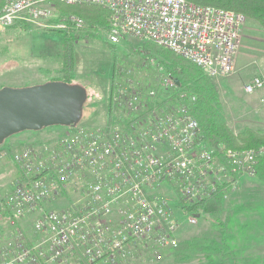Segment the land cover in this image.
Wrapping results in <instances>:
<instances>
[{
  "label": "built area",
  "instance_id": "built-area-1",
  "mask_svg": "<svg viewBox=\"0 0 264 264\" xmlns=\"http://www.w3.org/2000/svg\"><path fill=\"white\" fill-rule=\"evenodd\" d=\"M57 4L105 9L109 45L129 39L152 44L214 81L235 72L244 16L186 0H0V33L17 22L68 37L86 31L83 19L57 12ZM117 74L125 80H114V74L105 121L77 123L45 144L0 153L16 169L0 192V219L6 216L10 229L0 244V264H114L139 242L151 244L154 252L174 248L176 234L198 218L177 217L162 188H172L183 205L218 190L226 196L242 178L256 174L264 146L233 150L203 144L189 113L194 96L180 92L170 101L161 96L176 88L170 74L159 70L154 83L143 87L130 70ZM262 89L260 76L243 86L246 94ZM57 204L67 206L50 208ZM27 218L35 241L23 231Z\"/></svg>",
  "mask_w": 264,
  "mask_h": 264
},
{
  "label": "rangeland",
  "instance_id": "rangeland-1",
  "mask_svg": "<svg viewBox=\"0 0 264 264\" xmlns=\"http://www.w3.org/2000/svg\"><path fill=\"white\" fill-rule=\"evenodd\" d=\"M56 11L66 13L57 7ZM25 24L27 28L12 27L0 33V89L41 85L47 83L49 78L58 75L56 70L59 67L55 56L59 50V42L62 40L61 34L58 30L41 25ZM251 27L253 26L248 22L242 25L241 45L236 56L234 74L221 80H212L219 93L222 117L235 134L244 127L264 133V89L252 94L243 91L244 84L252 77L264 78V33L256 32ZM98 30L104 39L105 29ZM83 34H86V31L73 37L74 48L82 57V64L73 83L83 87L87 93L78 124L96 126L105 121V96L108 88L113 84L110 81L113 55L108 43L104 44L91 37L81 36ZM115 47L117 60L114 80L123 82L125 77L122 74L118 75L117 71L130 70V78L143 87L154 83L159 70L169 74L165 67L157 64L158 61L163 60L162 52L165 49L135 39H129ZM63 128L51 126L39 131L19 132L0 144V153L19 150L27 144H45L55 140L59 132L62 133ZM15 170V166L9 160L0 159L1 193L5 192ZM254 176L242 178L239 186L224 196V204L218 215L214 217L205 215L202 218L198 216L195 225L180 230L175 236L176 247L154 252L151 244L145 245L139 242L131 247V254L128 257L121 258L114 264H208L198 247L202 248L205 243H209L211 237L217 236L220 242L221 224L226 226V239H223V242L231 245L229 251L233 256L230 258L234 263L264 264V184L257 181ZM161 194L168 197L172 212L180 217L176 209L178 204L175 199L176 194L172 188H162ZM249 204L259 207L237 211L240 206L246 207ZM66 206L57 204L50 208L62 209ZM236 211L242 213L238 216H245L239 222L233 220ZM254 221L260 222V226L247 231L246 224H255ZM31 225L32 220L29 218L22 222L23 231L29 242L37 240ZM9 235L7 220L1 218L0 244L7 241ZM187 241L191 244L184 245L183 243ZM214 258L213 264L222 261L216 255Z\"/></svg>",
  "mask_w": 264,
  "mask_h": 264
},
{
  "label": "trees",
  "instance_id": "trees-1",
  "mask_svg": "<svg viewBox=\"0 0 264 264\" xmlns=\"http://www.w3.org/2000/svg\"><path fill=\"white\" fill-rule=\"evenodd\" d=\"M187 2L197 5H208L220 9L234 11L244 16V22L249 23L256 32L264 33V0H186ZM56 7L67 14H75L83 19L86 25V34L81 36L91 37L101 43L107 44L103 39L99 28L105 29L107 27L108 13L105 9L96 5H73L66 6L57 4ZM12 27L27 28L25 23L17 22ZM62 40L59 42V50L56 57L58 75L49 78L48 82L59 81L68 85H74L73 81L76 79V74L82 64V57L76 51L73 45V37H68L66 34L58 31ZM109 46V44H108ZM110 52L112 53V75L110 81L112 82L116 70V47L110 45ZM163 60L158 61L157 64L165 67L167 72L178 80L176 88L170 90L168 96L161 95L163 99L170 101L180 92H187L194 96V102L189 105V113L196 119L200 128V141L208 147L219 148L224 146L233 150L256 149L264 146V133L257 132L248 127H244L239 133L235 134L229 128L222 117V105L219 98L218 90L216 89L214 81L207 77L201 69L195 65L188 63L169 50H163ZM114 58V59H113ZM87 94V93H86ZM60 134V132H59ZM257 181L264 184V157H262L257 166L256 174L254 176ZM224 194L218 190L213 196L200 201L180 204L176 206L178 216L198 215L199 218L206 216L218 215L224 204ZM259 206L247 205L240 206L237 211H242L244 208L253 210ZM262 207V206H261ZM264 208V207H263ZM236 211L234 214V221H241L242 214ZM245 210L243 211V213ZM7 220L6 216L2 217ZM243 222V221H242ZM255 224H246L247 231L260 226V222L254 221ZM226 226L221 224L219 226L220 242L216 237H211L209 243H205L202 248L198 247L199 251L203 253L208 264H213L215 261L214 255L219 257L222 261L217 264H236L232 261L231 245H226L223 242L225 238ZM191 244V242H185ZM182 244V246H183ZM181 246V245H180ZM178 250V249H177Z\"/></svg>",
  "mask_w": 264,
  "mask_h": 264
},
{
  "label": "water",
  "instance_id": "water-1",
  "mask_svg": "<svg viewBox=\"0 0 264 264\" xmlns=\"http://www.w3.org/2000/svg\"><path fill=\"white\" fill-rule=\"evenodd\" d=\"M174 82L178 84L177 79ZM86 98L83 87L59 81L24 88H1L0 144L19 132L76 125L82 117Z\"/></svg>",
  "mask_w": 264,
  "mask_h": 264
},
{
  "label": "crops",
  "instance_id": "crops-1",
  "mask_svg": "<svg viewBox=\"0 0 264 264\" xmlns=\"http://www.w3.org/2000/svg\"><path fill=\"white\" fill-rule=\"evenodd\" d=\"M112 65H114V64H112ZM112 75V74H111Z\"/></svg>",
  "mask_w": 264,
  "mask_h": 264
},
{
  "label": "bare ground",
  "instance_id": "bare-ground-1",
  "mask_svg": "<svg viewBox=\"0 0 264 264\" xmlns=\"http://www.w3.org/2000/svg\"><path fill=\"white\" fill-rule=\"evenodd\" d=\"M216 8V7H215Z\"/></svg>",
  "mask_w": 264,
  "mask_h": 264
}]
</instances>
